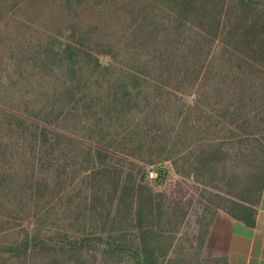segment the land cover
Instances as JSON below:
<instances>
[{
    "label": "trees",
    "instance_id": "1",
    "mask_svg": "<svg viewBox=\"0 0 264 264\" xmlns=\"http://www.w3.org/2000/svg\"><path fill=\"white\" fill-rule=\"evenodd\" d=\"M166 161L216 190L200 252L218 208L256 225L264 0H0V264H181L194 199L154 189Z\"/></svg>",
    "mask_w": 264,
    "mask_h": 264
},
{
    "label": "rangeland",
    "instance_id": "2",
    "mask_svg": "<svg viewBox=\"0 0 264 264\" xmlns=\"http://www.w3.org/2000/svg\"><path fill=\"white\" fill-rule=\"evenodd\" d=\"M37 9L41 13L43 12V7L41 5H37ZM254 112H256L255 103L248 107L242 113V116L244 118L243 128L248 133H254L257 129V127L254 126L256 123L253 115ZM233 121H235V117L231 114L228 115L226 119V126L232 128L233 124L231 122ZM242 132H240L239 135H235V137L232 136L231 138H227L225 142L227 152L226 159L228 162L227 165L229 170L227 173L229 174V176L230 174H233L232 172H235L237 170V166L234 168L236 164L235 156L238 152V148L244 146V140L246 139V134L244 133V131ZM236 137L238 139H236ZM240 139H244L243 142ZM158 167H163L168 170V176L162 184H157L155 180L151 181L156 191L167 192L168 194H172L175 190H177L178 188L181 189L182 187V189L185 191L183 195L194 199V203L192 204L190 215L188 217L190 221L189 223H187V225H184L180 233L176 248L172 253V260L181 264H226L224 258L211 256L206 248L202 252H200L198 246L199 243H197L198 240L194 237V235L198 233L199 229V225L196 222L197 217H202V214L204 215V208L206 205H209L212 208L215 207L209 201L208 197L204 195V193L208 194V192H206L205 190L208 191L211 189L215 192L216 190L211 187H205L191 178H185L181 176L179 173H177L171 161L163 162V164L159 163L156 166H150L149 173L152 170L156 171ZM209 197L211 196L209 195ZM216 210L217 213L221 210L225 211L222 208H218Z\"/></svg>",
    "mask_w": 264,
    "mask_h": 264
},
{
    "label": "crops",
    "instance_id": "3",
    "mask_svg": "<svg viewBox=\"0 0 264 264\" xmlns=\"http://www.w3.org/2000/svg\"><path fill=\"white\" fill-rule=\"evenodd\" d=\"M206 249L226 264H264V191L255 226L219 211L211 226Z\"/></svg>",
    "mask_w": 264,
    "mask_h": 264
},
{
    "label": "built area",
    "instance_id": "4",
    "mask_svg": "<svg viewBox=\"0 0 264 264\" xmlns=\"http://www.w3.org/2000/svg\"><path fill=\"white\" fill-rule=\"evenodd\" d=\"M158 176H159V172H158V171L152 170V171L150 172V177H151L152 179H156V178H158Z\"/></svg>",
    "mask_w": 264,
    "mask_h": 264
}]
</instances>
